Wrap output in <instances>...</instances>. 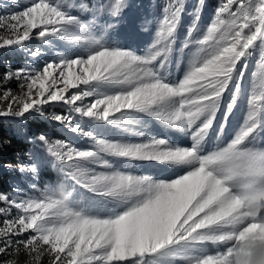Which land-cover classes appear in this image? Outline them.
Returning a JSON list of instances; mask_svg holds the SVG:
<instances>
[{
  "label": "snow or ice",
  "instance_id": "6c2138e0",
  "mask_svg": "<svg viewBox=\"0 0 264 264\" xmlns=\"http://www.w3.org/2000/svg\"><path fill=\"white\" fill-rule=\"evenodd\" d=\"M203 3L179 47L186 0H161L143 49L111 38L127 0L0 15V50L35 65L0 70V122L35 116L70 134L25 128L21 158L0 160L30 181L0 191V264H264V0H219L201 26ZM33 39L55 57L35 63ZM55 104L67 112L47 113Z\"/></svg>",
  "mask_w": 264,
  "mask_h": 264
},
{
  "label": "trees",
  "instance_id": "16d2710c",
  "mask_svg": "<svg viewBox=\"0 0 264 264\" xmlns=\"http://www.w3.org/2000/svg\"><path fill=\"white\" fill-rule=\"evenodd\" d=\"M218 2L219 0H204L203 10L201 12V26H204L209 22V19L212 16ZM127 3L129 6L119 20L122 21V23L118 22L117 27L111 32L117 33L122 28L135 29L138 31L142 28L145 30L153 27L155 28V21L158 18L157 7L161 3V0H138V3H136V0H127ZM199 5L200 0H186V13L183 16L181 28L178 32V45L184 37L187 25L191 21V16H189L187 13L193 12ZM3 50H0V52ZM4 52L6 55L7 49L4 50ZM4 67L5 66L2 68ZM12 88L14 91H18L16 86H12ZM17 124L18 121L7 119L0 122V139L8 142L2 149H0V160H3L7 163L16 162L24 150L29 147L22 133H20V129L15 128V125ZM34 127H36L39 131H48L57 137L70 136V134L66 135L67 132L64 131L61 126L53 124L52 122L45 119H37L36 123L31 124V128ZM57 179V174L52 170H45L41 176L42 183H48L50 181L55 183L57 182ZM14 182L15 176L12 174V172L5 169V167H0V191L10 192L13 188Z\"/></svg>",
  "mask_w": 264,
  "mask_h": 264
},
{
  "label": "rangeland",
  "instance_id": "374dc122",
  "mask_svg": "<svg viewBox=\"0 0 264 264\" xmlns=\"http://www.w3.org/2000/svg\"><path fill=\"white\" fill-rule=\"evenodd\" d=\"M28 2H29V0H0V15H7V12L5 11L6 8L8 11L19 10V9L23 8L24 6H26L28 4ZM136 3H138V0H136ZM119 23H122V21H119ZM154 29H155L154 27L150 28L148 30H145L144 28H142V29H139V31H138L135 29L122 28L117 33L111 32V38H112V40H114L120 44L126 45L130 48L143 49L146 45L151 43V40H152L153 34H154ZM27 47L31 48V49L40 47L42 49L43 54L35 61V63H39V64H42L46 60L54 58L56 55V52L59 50V49L55 48L54 46L44 45L42 41L37 40V39H33L32 41L28 42ZM176 47H179V45L177 44ZM4 50H6V49H4ZM4 50L2 52H0V70H3L2 67L3 66L6 67L7 65H11L13 68L19 67V66H26V65L35 66L33 58L27 54V51L25 49L9 48V49H7L6 55H5ZM185 67H186V61L184 64H182L180 66V68L173 66L171 69L172 78H177V77L181 76L182 75L181 69L185 68ZM251 70H252V68L250 67L249 71H251ZM245 85L246 86L248 85L247 80L245 81ZM12 86H16V85L13 84ZM226 99H227V97H226ZM45 108H46V112L49 114H51L53 112L58 113L61 111L65 112V113L67 112V107L62 105V104L47 105V106H45ZM244 110H245L244 101L241 100L240 104L238 105L237 109L235 110V113L230 118L228 133H231L232 130L235 129L237 127V125L241 122V117L244 114ZM37 119L40 120L42 118L34 116L27 121H18V124L15 125V128L20 129V133H22L23 137H24L23 129H25V128L27 129V132L29 134L36 133L39 130H37L36 127L31 128V124L36 123ZM150 130H152V131L156 130L155 126H152L151 123H150ZM165 131H167V130H165ZM44 132H47L50 136L57 137V136L52 135L48 131H44ZM66 135H69V133L67 132ZM215 135H216V131H215V126H214V129L212 131H210L209 139L214 140ZM68 137H70V136H68ZM130 138H132V137H130ZM20 158H21V155L18 157L17 161ZM5 169L12 172V174L15 176V182L13 183V187L20 186V187L25 188V190H26V186L30 183V181L16 171L9 170L6 167H5ZM73 198L78 199L79 196L76 193H73Z\"/></svg>",
  "mask_w": 264,
  "mask_h": 264
}]
</instances>
